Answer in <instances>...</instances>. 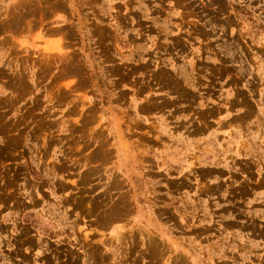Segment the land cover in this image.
<instances>
[{"label":"rangeland","instance_id":"rangeland-1","mask_svg":"<svg viewBox=\"0 0 264 264\" xmlns=\"http://www.w3.org/2000/svg\"><path fill=\"white\" fill-rule=\"evenodd\" d=\"M41 202L121 225L117 264H264V0H0V264Z\"/></svg>","mask_w":264,"mask_h":264},{"label":"crops","instance_id":"crops-1","mask_svg":"<svg viewBox=\"0 0 264 264\" xmlns=\"http://www.w3.org/2000/svg\"><path fill=\"white\" fill-rule=\"evenodd\" d=\"M52 20L58 23V25H56L57 27L67 24L63 22L61 18L56 16ZM50 32L54 34L55 32H58V29L51 28ZM155 93L154 98L160 96V93ZM139 103L143 104V101ZM223 117H225V115ZM146 122L148 123V121ZM156 123L162 127L163 125H166L163 129H166L167 127L174 129L173 136H169L168 139L163 142L164 147L161 150V153L164 155L167 153L168 155L169 153L177 151L176 153L184 158V155L186 154L184 150L189 145L196 143L195 139L193 140L187 135V133L192 130V122L182 119L171 121L166 119L163 122L157 120ZM178 128H180V130H178ZM230 133L232 132L226 133L225 136L233 138V135L230 136ZM222 135L224 136V134ZM155 147H157V145H155ZM178 158L180 157L178 156ZM212 176L216 177L217 175ZM211 181L216 183L217 179H211ZM36 202L37 201H35V204H37ZM135 214L138 217L137 219H140L139 222H141L142 225L145 223L144 220H146L147 224L151 223L154 228L156 227V221L153 219L154 213L150 211L147 212L144 209H138ZM31 215H35V218L40 221L41 227L44 229H50V232L53 233L52 237L41 233L35 234L36 246L33 250V260H35L37 264H74L75 257L79 259V262L75 264H117V253L112 255L109 254L111 251L116 250L118 246L116 241L117 239H120L121 232L117 227H120L121 225L118 226L115 223H111L110 226H107L105 223L99 224L93 218H84V215L79 217L76 216L75 213L72 218H68L66 217L68 212L65 213V210H61L58 206L56 207L50 203L43 202H41L39 207L34 210L23 211L20 216L21 222L25 223V218ZM11 217L13 216L10 213H6L3 216V218ZM3 218H1L2 223H4ZM149 218H152L151 221H149ZM42 232L46 234V232ZM103 233L107 235L105 236ZM87 239L90 240V243L86 242ZM76 241H80V243H76ZM93 246L99 247L100 256L103 257V259H100L102 260L100 263H95L96 261L90 258V255L88 256V250ZM24 252L26 253L27 251L25 250ZM71 253L72 255H70ZM106 256L109 257V260L106 259Z\"/></svg>","mask_w":264,"mask_h":264}]
</instances>
